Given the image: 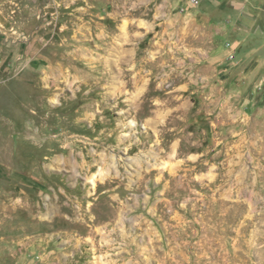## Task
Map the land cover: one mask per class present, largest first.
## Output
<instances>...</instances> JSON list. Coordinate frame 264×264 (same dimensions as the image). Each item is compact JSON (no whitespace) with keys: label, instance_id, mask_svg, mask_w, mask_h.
Instances as JSON below:
<instances>
[{"label":"rangeland","instance_id":"obj_1","mask_svg":"<svg viewBox=\"0 0 264 264\" xmlns=\"http://www.w3.org/2000/svg\"><path fill=\"white\" fill-rule=\"evenodd\" d=\"M175 0H0V264H264V70Z\"/></svg>","mask_w":264,"mask_h":264},{"label":"crops","instance_id":"obj_2","mask_svg":"<svg viewBox=\"0 0 264 264\" xmlns=\"http://www.w3.org/2000/svg\"><path fill=\"white\" fill-rule=\"evenodd\" d=\"M188 11L195 26L212 29L222 52L239 58L259 60L264 70V0H175Z\"/></svg>","mask_w":264,"mask_h":264}]
</instances>
